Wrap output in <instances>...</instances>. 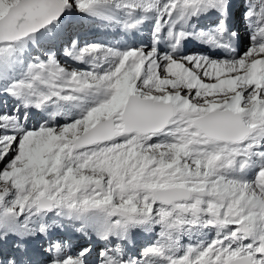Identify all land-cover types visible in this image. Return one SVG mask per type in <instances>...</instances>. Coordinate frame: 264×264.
Returning <instances> with one entry per match:
<instances>
[{"label": "snow or ice", "instance_id": "6c2138e0", "mask_svg": "<svg viewBox=\"0 0 264 264\" xmlns=\"http://www.w3.org/2000/svg\"><path fill=\"white\" fill-rule=\"evenodd\" d=\"M0 264H264V0H0Z\"/></svg>", "mask_w": 264, "mask_h": 264}, {"label": "rangeland", "instance_id": "374dc122", "mask_svg": "<svg viewBox=\"0 0 264 264\" xmlns=\"http://www.w3.org/2000/svg\"><path fill=\"white\" fill-rule=\"evenodd\" d=\"M238 1V0H237ZM98 26H97V24H93V23H90L89 21H87V20H85V21H83V24H82V26H81V28H80V34H81V36H82V38H84V35L85 34H87L86 33V31H90L91 29L93 30V29H98L97 28ZM102 27H104V26H102ZM114 31H116V29L114 30ZM98 33H100L101 35L100 36H96V37H93V39H88L87 41H89V40H96L95 42H99L97 39H95V38H97V37H102V38H110L111 39V36H112V32H110V29L109 28H101V29H98ZM120 34H118V39H115V38H113L114 40H115V44H113V45H116V44H118L119 42H122V41H124V39H125V37L124 36H122V35H120ZM115 37H116V33H115ZM120 37V38H119ZM246 44V43H245ZM247 45V44H246ZM245 47H247V46H244V45H242L241 46V51H243L244 50V48ZM96 249H94V251H95Z\"/></svg>", "mask_w": 264, "mask_h": 264}, {"label": "bare ground", "instance_id": "6f19581e", "mask_svg": "<svg viewBox=\"0 0 264 264\" xmlns=\"http://www.w3.org/2000/svg\"><path fill=\"white\" fill-rule=\"evenodd\" d=\"M238 2H241V0H238ZM120 36V35H119ZM116 37L118 38V34H116ZM120 38V37H119ZM90 39H92V38H90ZM96 39V38H95ZM112 42H115V40L114 39H110ZM244 46H247L246 44H243ZM246 48V47H245ZM141 243V242H140Z\"/></svg>", "mask_w": 264, "mask_h": 264}]
</instances>
